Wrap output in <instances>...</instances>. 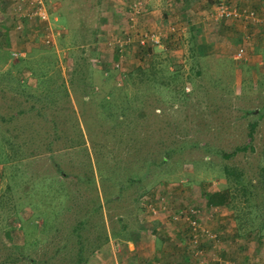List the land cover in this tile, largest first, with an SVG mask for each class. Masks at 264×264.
Segmentation results:
<instances>
[{
  "label": "rangeland",
  "instance_id": "rangeland-1",
  "mask_svg": "<svg viewBox=\"0 0 264 264\" xmlns=\"http://www.w3.org/2000/svg\"><path fill=\"white\" fill-rule=\"evenodd\" d=\"M134 1L0 0V264L10 252L18 259L3 264H71L76 242L62 244L85 216L86 263L155 264L144 259L151 235L159 245L178 228L185 264H264V223L247 213L264 217V53L253 24L208 8L205 27L157 19L153 29L149 11L130 19ZM145 32L161 45H141ZM245 34L246 58L234 59ZM223 165L259 182L254 208L242 197L234 209L207 205L230 185ZM190 209L215 235L202 237L201 254L186 218L175 219Z\"/></svg>",
  "mask_w": 264,
  "mask_h": 264
},
{
  "label": "crops",
  "instance_id": "crops-1",
  "mask_svg": "<svg viewBox=\"0 0 264 264\" xmlns=\"http://www.w3.org/2000/svg\"><path fill=\"white\" fill-rule=\"evenodd\" d=\"M227 1L232 5L246 7V8L251 7L257 11H262L264 9V0H227ZM213 2L212 0H153V1L149 0L148 2H145L144 5L145 12H143L142 15H144L145 21L148 20L149 22L148 25L150 26L149 28L155 29L154 27H157L158 22H160L162 19L163 20L168 19L169 23L174 22L173 23L174 25L170 24L172 29H176V30L182 29V31H185V29L188 28L189 30H191L193 27H197V26L205 27L203 26L204 23L209 20L205 12L207 11L208 8H210L211 11H213V5H214ZM196 4L197 5L201 4V5L197 6ZM151 7H155V8L151 9ZM147 12L149 14V16L147 17L148 19L145 18ZM157 19L158 22L156 23ZM249 30H253L252 34L257 40L258 46H256V49L257 50L259 49L264 53V34H263L264 22L254 23L253 25L249 26ZM177 35H181V33H178ZM201 54H203V52H201L200 55ZM190 55H193V53ZM167 224L169 223H166L164 225ZM168 227L169 226L167 225L166 228ZM169 230L170 229H167L166 233L164 234V236L166 237L165 239L168 240L167 241L164 240V242L159 245L156 239V235L154 234L151 235V237L153 238L152 239L153 246L152 249L148 251L144 259L149 257L148 258L149 261L151 260L155 264H157V262L163 264L164 261L156 257V255H158V252H161V254L168 256V258L166 259L172 258V256H176V255L180 256V254H184V253L187 254L188 258L189 256H191L190 255L191 250L188 251L186 246L183 244V242L185 241L184 239H186V235L183 232H181L178 228H176L175 231L174 230L169 231ZM136 240L134 242H137ZM127 243L129 244V241H127ZM137 247L134 250H136ZM156 247L159 249V251L158 249H156ZM92 260H94L93 262L97 264V261L99 262V256L97 255L93 257V259L91 258V261ZM104 260L105 261L100 260V264H108L109 262H110L109 264H121L120 259H118V261L117 260L108 261L106 259ZM90 262H87L86 264H90Z\"/></svg>",
  "mask_w": 264,
  "mask_h": 264
},
{
  "label": "trees",
  "instance_id": "trees-1",
  "mask_svg": "<svg viewBox=\"0 0 264 264\" xmlns=\"http://www.w3.org/2000/svg\"><path fill=\"white\" fill-rule=\"evenodd\" d=\"M105 108H107V110L109 111V114L111 115V114H114L117 111L118 106H117V103L115 101L111 100V101H108V102L105 103ZM120 113H123V112H120ZM105 117H107L106 114H104V118ZM252 124L255 125L256 121H254ZM250 148L252 149V147H250ZM245 149H246V146H243L242 148H239L238 150H245ZM238 150H234V151H231V152H228V153L227 152L226 153H222V156L224 158H230ZM222 170H223L224 175L226 176V179L228 180V182L231 181L230 185L226 189H224L223 191L219 192L218 194L217 193H211L208 196L207 205L209 207H212V206H217V207L225 206V207L234 209V208L237 207V204H238V202L236 200L240 199V197H242V199H243L242 201L244 203H246V205L248 207L254 208V206H256V202H254L253 199L255 198L254 196L256 194V192H255L256 184H258L259 182L256 183V180H253L251 177H248L243 172V170H240V169H236V168L229 167L227 165H223L222 166ZM62 176H64V173L62 174ZM71 176L77 177V178H80V179H83V177H84V176H80L79 177V176H76V175H71ZM261 176H262V183H263V186H264V169H263V172H262ZM128 179H130V178H127V181H128ZM124 182H121V184L119 186L120 188L123 187ZM117 196H120V195L119 194H115V195H113V197L112 196L111 197L116 201V200H119V198H120V197H117ZM247 213H248V215H250V214L253 215L251 217V221L256 220L255 217H260L261 216L260 220H261V222L264 223V217L259 213L258 209H256L255 213H253V211H247ZM87 219L88 218L85 216L84 218H82L79 221H77V224L72 228V230H71L69 236L67 237L66 241L62 244V248H66L73 241L76 242V245H77V249H76V252H75L76 256H75V258L73 256H71V257H73L72 259H70V263L71 264H84L87 261V258L85 256V249H86V246H85V243H84L85 236H83V233L81 231L85 227V223L87 222ZM119 220H122V217H119ZM263 223H261V225H259V229H258V232L262 233V234H263V232H262V227L261 226H262ZM116 232L120 236V238H119L120 240L123 239V238H128L127 234H125L123 232H120V231L119 232L116 231ZM131 240L135 241L136 237L132 236ZM187 240H188V238H187ZM202 241H203V239L201 238L199 240V243H198L199 249L200 248L202 249V246H203V242ZM99 246H100V244H99ZM60 252H61V249H60V247H58L46 258L47 259H51V260L57 259L56 256H58V254ZM18 256H19V254H15V253L10 252V253H8L7 255H5L3 257L1 264L8 263V262H15V260L18 259ZM162 256H163L164 259L168 258V256H165L163 254L161 255V257ZM23 257L24 258H29L30 259L29 261H33L32 258H30L29 256L27 257V255H25V254H23ZM173 257H176L178 263L172 262L171 264H185L187 262V260L189 259L187 257L186 253L180 254L179 257H178V255L172 256V258ZM171 259H166V260H171Z\"/></svg>",
  "mask_w": 264,
  "mask_h": 264
},
{
  "label": "built area",
  "instance_id": "built-area-1",
  "mask_svg": "<svg viewBox=\"0 0 264 264\" xmlns=\"http://www.w3.org/2000/svg\"><path fill=\"white\" fill-rule=\"evenodd\" d=\"M144 0H135L131 5V16L130 19L134 22V15L141 14L144 11ZM213 11L215 12V15L217 18L227 22H245L247 24L251 23H257V22H264V10L259 15L256 13V11L252 9H248L246 7H240L236 5H232L228 3L227 0H218L215 6L213 7ZM33 13L36 14L37 17L41 18L42 20L48 19V14L45 12L41 6L36 5L33 8ZM264 34V32H263ZM128 40H125L123 43H127L130 41L129 37H127ZM161 36L158 34H149L148 32L142 33L139 43L141 45H161ZM48 41V40H47ZM250 41V36L248 34H245L241 37L239 45L236 47V49L233 52V58L240 60L245 59L246 52L248 48V42ZM123 43H120V46H122ZM152 211H154L152 208H149ZM194 209H190L188 212H184L181 216L176 215L175 219L178 218H186V223L189 227V233H188V240L187 242L191 244L192 247L197 246L199 243V240L202 237H213L215 236L211 231H209L206 227L201 226L198 223V219H196V213ZM195 254H201V249H196ZM192 264V263H190Z\"/></svg>",
  "mask_w": 264,
  "mask_h": 264
}]
</instances>
